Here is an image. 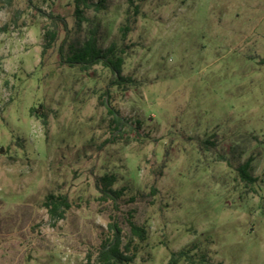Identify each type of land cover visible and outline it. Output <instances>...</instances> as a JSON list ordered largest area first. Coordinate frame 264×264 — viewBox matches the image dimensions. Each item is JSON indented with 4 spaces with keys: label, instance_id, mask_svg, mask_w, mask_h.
Masks as SVG:
<instances>
[{
    "label": "rangeland",
    "instance_id": "rangeland-1",
    "mask_svg": "<svg viewBox=\"0 0 264 264\" xmlns=\"http://www.w3.org/2000/svg\"><path fill=\"white\" fill-rule=\"evenodd\" d=\"M129 12L108 0L79 28L74 0L0 3V264H95L114 222L133 264L183 250L197 264H264V0H150L124 39ZM94 27L100 48L124 49L129 90L102 65L62 63L59 45ZM41 104L48 127L31 115ZM105 175L115 202L100 199ZM49 194L71 203L63 220Z\"/></svg>",
    "mask_w": 264,
    "mask_h": 264
},
{
    "label": "trees",
    "instance_id": "trees-1",
    "mask_svg": "<svg viewBox=\"0 0 264 264\" xmlns=\"http://www.w3.org/2000/svg\"><path fill=\"white\" fill-rule=\"evenodd\" d=\"M14 0H0L3 5H10ZM108 0H98L97 3H91L89 0H74V17L76 19L77 26L82 27L83 23L89 22L84 16V9L94 8L96 12H100L106 9ZM150 0H129L130 12L126 19V24L121 28L122 36L125 39L129 32L135 27L137 18L140 15L141 4ZM40 11V10H39ZM51 20L57 25H63L67 29V23L61 16L49 15ZM98 33L99 28L94 27L89 30V37L84 42H75L70 45H66L64 40L59 45V54L62 59V63L68 65L70 68H78L81 72H88L97 65H102L109 70L114 79L111 85L117 87L118 90H129V86L132 85L133 80L129 77L123 76V66L125 62L124 49H118L116 45H112L106 49H102L98 45ZM46 45L45 49H51L58 40L57 32L45 33ZM105 100L102 105L108 110V113L113 116V122L115 128L119 130L123 126L124 119L119 116L117 110L111 103L110 90H106L104 93ZM31 115L41 120L44 127H48V114L45 111V106L41 104L37 108L31 109ZM209 145L214 146L213 143L207 142ZM247 168V166H246ZM249 169V166L248 168ZM249 172L243 169L242 173L244 178L251 180V177L247 178L245 174ZM117 183V178L114 175H105L97 180V190L101 195L103 201L113 200L116 201L120 196V192L113 189ZM44 207L48 210L51 218L55 221L63 220L66 213L71 209V203L68 198L63 195L49 194L44 203ZM130 230L133 238H137L141 241L146 240V229L143 226H139L134 222H129ZM110 229L113 231V238L107 239L100 247L98 260L95 264H133L136 259V253L131 252L130 248L133 243L131 240L128 242L124 249H122V230L117 226L116 222L110 225ZM203 260L206 259V255L201 256ZM183 260L187 264H197L198 260L195 259L188 251H181L179 253H173L170 260V264H176ZM91 264V262H89Z\"/></svg>",
    "mask_w": 264,
    "mask_h": 264
}]
</instances>
